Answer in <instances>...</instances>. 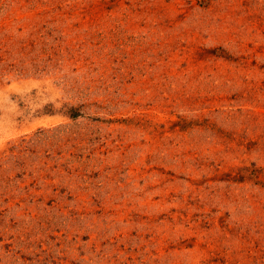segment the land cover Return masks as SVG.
I'll use <instances>...</instances> for the list:
<instances>
[{
  "label": "rangeland",
  "instance_id": "obj_1",
  "mask_svg": "<svg viewBox=\"0 0 264 264\" xmlns=\"http://www.w3.org/2000/svg\"><path fill=\"white\" fill-rule=\"evenodd\" d=\"M0 264H264V0H0Z\"/></svg>",
  "mask_w": 264,
  "mask_h": 264
},
{
  "label": "trees",
  "instance_id": "obj_2",
  "mask_svg": "<svg viewBox=\"0 0 264 264\" xmlns=\"http://www.w3.org/2000/svg\"><path fill=\"white\" fill-rule=\"evenodd\" d=\"M77 113L75 112V111H71V113H70V116H74V115H76Z\"/></svg>",
  "mask_w": 264,
  "mask_h": 264
}]
</instances>
